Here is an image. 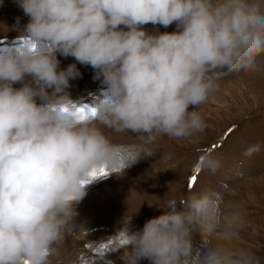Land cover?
Masks as SVG:
<instances>
[{"label": "clouds", "instance_id": "obj_1", "mask_svg": "<svg viewBox=\"0 0 264 264\" xmlns=\"http://www.w3.org/2000/svg\"><path fill=\"white\" fill-rule=\"evenodd\" d=\"M18 4L30 17L22 33L29 44L0 53V264H49L55 246L75 232V205L86 195L90 174L100 168L122 173L142 154H151L143 145L115 144L105 130L139 133L143 144L203 132L199 108L222 76L258 69L264 56V0ZM149 23H175L178 30L153 34L141 27ZM57 52L103 77L110 95L94 116L77 115L64 90L80 74L74 64L58 71ZM26 77L31 83L13 87ZM259 150L251 145L245 155ZM196 166L214 173L220 162L208 154ZM164 209L141 231H122L116 250L123 248V264H188L194 230L205 251L193 264H261L251 249L234 247L246 222L222 206L218 193L193 191Z\"/></svg>", "mask_w": 264, "mask_h": 264}, {"label": "rangeland", "instance_id": "obj_2", "mask_svg": "<svg viewBox=\"0 0 264 264\" xmlns=\"http://www.w3.org/2000/svg\"><path fill=\"white\" fill-rule=\"evenodd\" d=\"M29 22L30 17L19 7L18 0H0V53L11 54L29 44L22 35ZM141 27L153 34L178 30L175 23L168 27L151 23ZM38 43L34 42V46ZM56 58L58 71L74 64L80 74L70 79L64 90L76 107L96 108L110 95L98 70L59 52ZM24 83H31V78L26 77L13 87L19 89ZM47 92L51 94L53 89ZM36 102L42 101L37 97ZM194 109L189 106V111ZM199 111L206 127L188 138L160 136L154 143L143 144L137 138L139 133L105 130L115 144L143 145L151 154H142L122 173L105 168V173L97 171L90 176L85 184L86 195L76 205L93 209L77 212L75 232L55 246L57 250L49 257V264H107L109 260L123 264L120 257L124 250H116L121 246L123 230L127 229L128 234L139 232L148 220L164 213L168 201L180 203L191 192L205 189L218 193L224 207L227 203L236 204L246 223L234 245L251 249L264 264V56L259 58L255 72L241 70L222 76L219 88ZM255 144L260 145V150L245 155L249 146ZM208 154L220 162L214 173L196 166ZM192 176L197 177L194 186L190 184ZM204 251L201 234L194 230L188 264H193L197 254ZM140 264L151 262L141 260Z\"/></svg>", "mask_w": 264, "mask_h": 264}, {"label": "snow or ice", "instance_id": "obj_3", "mask_svg": "<svg viewBox=\"0 0 264 264\" xmlns=\"http://www.w3.org/2000/svg\"><path fill=\"white\" fill-rule=\"evenodd\" d=\"M34 47V45H33ZM77 115L80 117V118H87V116L89 115H92L94 116L95 113H96V108H87V107H77ZM99 171V172H102V173H105V168H100V169H96L94 170L90 176H95L96 175V172ZM197 171H199V169H197ZM197 182V177L196 176H192L190 178V184L194 186V184Z\"/></svg>", "mask_w": 264, "mask_h": 264}, {"label": "bare ground", "instance_id": "obj_4", "mask_svg": "<svg viewBox=\"0 0 264 264\" xmlns=\"http://www.w3.org/2000/svg\"><path fill=\"white\" fill-rule=\"evenodd\" d=\"M84 205H76L75 206V209H76V212H81V213H85V212H89L91 209H93V208H91V207H85ZM228 210H233V211H237L238 212V210H237V206H236V204L235 203H227V205L225 206ZM234 247H235V245H234Z\"/></svg>", "mask_w": 264, "mask_h": 264}]
</instances>
